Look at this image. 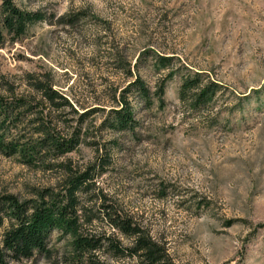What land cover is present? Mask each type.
I'll list each match as a JSON object with an SVG mask.
<instances>
[{"label": "rangeland", "instance_id": "rangeland-1", "mask_svg": "<svg viewBox=\"0 0 264 264\" xmlns=\"http://www.w3.org/2000/svg\"><path fill=\"white\" fill-rule=\"evenodd\" d=\"M14 2L48 20L0 45V77L25 95L28 74H50L76 107L96 110L71 160L85 165L95 147L110 149L99 187L175 263L264 264V0ZM158 57H171L168 68ZM194 73L220 85L201 113L178 100L182 78ZM134 75L151 92L165 83L162 105L137 100L134 133L100 128L113 91ZM56 181L0 156V193L22 200ZM68 253L54 232L47 256L19 264H67Z\"/></svg>", "mask_w": 264, "mask_h": 264}, {"label": "trees", "instance_id": "trees-1", "mask_svg": "<svg viewBox=\"0 0 264 264\" xmlns=\"http://www.w3.org/2000/svg\"><path fill=\"white\" fill-rule=\"evenodd\" d=\"M46 20L42 12L26 11L14 0H0V45L7 38L15 41L24 37L31 26ZM170 61L171 57H158L156 63L168 68ZM171 76L168 73L167 77ZM27 78V93L19 95L13 84L0 77V156L54 173L57 181L55 186L34 189L29 198L22 200L0 193V264L47 256L54 232L69 242L67 264H114L125 260L177 264L163 244L99 187V179L112 165L110 149L99 153L95 147L93 160L81 166L69 157L86 144V120L96 110L76 107L54 87L50 74H28ZM219 89L216 82L203 83L201 73H194L182 78L178 100L189 110L201 113ZM164 94L165 83L151 92L134 75L124 89L113 91V105L100 128L134 133L138 127L136 101L140 100L146 109L153 100L161 106ZM232 224L230 221L227 227ZM120 237L127 239L128 245L124 246Z\"/></svg>", "mask_w": 264, "mask_h": 264}]
</instances>
